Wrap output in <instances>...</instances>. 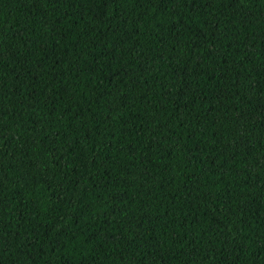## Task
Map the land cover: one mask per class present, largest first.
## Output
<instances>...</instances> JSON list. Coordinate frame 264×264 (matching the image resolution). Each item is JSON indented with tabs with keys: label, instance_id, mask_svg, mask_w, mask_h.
I'll return each mask as SVG.
<instances>
[{
	"label": "trees",
	"instance_id": "16d2710c",
	"mask_svg": "<svg viewBox=\"0 0 264 264\" xmlns=\"http://www.w3.org/2000/svg\"><path fill=\"white\" fill-rule=\"evenodd\" d=\"M0 264H264V0H0Z\"/></svg>",
	"mask_w": 264,
	"mask_h": 264
}]
</instances>
